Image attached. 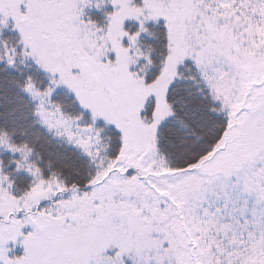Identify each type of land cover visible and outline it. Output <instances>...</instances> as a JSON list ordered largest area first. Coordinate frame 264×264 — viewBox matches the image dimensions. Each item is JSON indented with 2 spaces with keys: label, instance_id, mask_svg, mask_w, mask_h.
<instances>
[{
  "label": "snow or ice",
  "instance_id": "1",
  "mask_svg": "<svg viewBox=\"0 0 264 264\" xmlns=\"http://www.w3.org/2000/svg\"><path fill=\"white\" fill-rule=\"evenodd\" d=\"M0 264H264V0H0Z\"/></svg>",
  "mask_w": 264,
  "mask_h": 264
}]
</instances>
